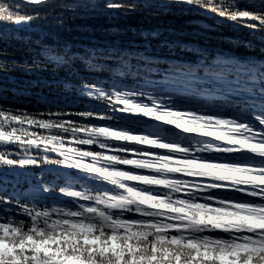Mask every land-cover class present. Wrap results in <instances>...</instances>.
I'll return each mask as SVG.
<instances>
[{"label":"trees","instance_id":"1","mask_svg":"<svg viewBox=\"0 0 264 264\" xmlns=\"http://www.w3.org/2000/svg\"><path fill=\"white\" fill-rule=\"evenodd\" d=\"M65 2L29 5L0 0V8L7 10L5 16L38 17L19 25L0 21V51L7 49L28 60L25 66L23 60L13 65L0 58V89H7L4 94L22 92L26 97L23 105H5L17 109L13 115L21 119L0 128V132L16 130L12 142L17 148L4 150L36 164L24 168L0 164V178L18 179V189L25 193L32 191L35 182L47 184L54 196L60 187H68L71 177V191L81 190L85 196L114 204L120 201L131 212L141 205L146 213L158 210L166 216L168 228L184 227L174 221L189 217L201 223L238 226L239 230L264 228V207L232 199L219 200V206L209 203L218 197L246 199L240 192L218 191L229 186L220 181L230 182L231 187L264 185V168L255 167L260 160L251 155H264V114L247 111L250 106L246 104L251 103L248 88L253 83L259 88L260 81H252L255 73L239 63L264 62L259 36H250L246 28L235 31L230 22L217 26L211 13L198 8L183 16L179 12L164 15L155 8L141 9L143 0H114L122 8H105L106 0H96L100 7L95 10L91 0H83L89 7L82 9L88 17L82 19L64 11ZM133 6L136 11L130 10ZM204 24L216 30H206ZM112 27L119 31L112 32ZM154 32L159 35L153 36ZM246 40H252L253 46H245ZM91 47L133 55L146 51L159 58L156 69L151 70L159 75L145 78L150 89H140L142 81L135 75L129 77L127 96L108 89L95 94L94 101L78 99L80 89L62 83L76 68L70 72L55 58ZM217 56L236 63L219 64ZM76 67L85 75L79 63ZM109 75L87 78L107 82ZM194 93H207L209 99L202 103L201 96L192 97ZM50 99L61 101V108L48 106ZM74 99L75 105L69 109L67 104ZM41 112L48 115H38ZM151 125L155 131L149 129ZM73 168L92 174V179H78L82 174ZM100 180L107 183H96ZM176 191L182 195H173ZM160 192L167 194H157ZM197 196L205 197L204 201ZM161 230L166 229H155ZM225 253L247 254L252 259L264 253V243L235 244L219 253L222 264H250L225 260Z\"/></svg>","mask_w":264,"mask_h":264},{"label":"snow or ice","instance_id":"2","mask_svg":"<svg viewBox=\"0 0 264 264\" xmlns=\"http://www.w3.org/2000/svg\"><path fill=\"white\" fill-rule=\"evenodd\" d=\"M23 2L27 4L29 0ZM46 3L47 0H41L42 5ZM65 4L63 10L70 12L73 18H88L82 12L83 8L89 7L88 3L83 0H66ZM99 7L96 0H91L93 10ZM103 7L122 8L124 5L114 3V0H106ZM139 7L144 10L155 8L164 15L179 12L181 16L198 8L211 13L217 26L230 22L235 31L246 28L250 36L258 35L260 42L264 44V0H143ZM130 10L136 11V6ZM5 11L7 10L0 8V21L7 20L16 25L38 18L13 19L11 15L5 16ZM193 21L198 24L197 20ZM78 27L91 30L88 25ZM203 28L216 30L211 24H204ZM111 31L118 32L119 28L112 27ZM152 35L158 36L159 33L154 32ZM244 43L247 47L253 46L252 40ZM0 58L11 61L13 65H19L20 60H23L25 66L28 64L27 58L17 57L14 52L9 54L7 49L0 51ZM55 59L70 72L76 68L74 75L62 83L66 87L80 89L78 99L94 101L95 94L102 95L108 89L117 95L127 96L130 90L125 82L129 77L135 75L142 81L138 86L140 89H150L145 78L152 79L159 75L151 71L156 69L154 65L159 58L147 54L146 51L133 55L130 52L118 53L114 48L91 47L86 48L83 53L57 56ZM215 61L219 64L236 63L219 56ZM77 63L83 67L85 75H81L76 67ZM239 63L246 65L250 73H255L251 76L252 81H260L259 88L255 83L248 88V101L251 103L246 102L250 106L247 111L264 114V62L258 64L252 60ZM141 72L143 75H140ZM103 73H110L107 82L87 78ZM121 89L125 91L121 92ZM4 93H7V89H0V117L7 119H0V128L9 127V121L21 119L13 115L17 109L5 105H23L26 100L22 92ZM147 96L150 102H154L151 92ZM193 96H201L199 101L202 103L209 99L207 93H194ZM178 98L181 97H176L177 100ZM75 100L72 104H67L66 101L64 103L71 109ZM215 101L212 100V103ZM47 105H55L56 110H59L61 101L50 99L47 100ZM71 114L70 112L69 115ZM38 115L46 116L48 113L41 112ZM15 133V129L11 133L0 132V164L19 168L36 166L32 160L20 159L17 152L4 150L17 148L18 145L12 142ZM251 155L259 157L260 160V164L254 166L264 168V155ZM71 170L82 174L78 168ZM78 179L91 180L92 174L83 173ZM96 183L107 182L100 180ZM219 183L229 186L218 191L240 192L246 199L218 197L209 203L219 206V200L232 199L236 203L264 207V185L245 184L231 187L228 181ZM72 184L73 179L69 177L68 187H60L59 192L53 196L47 184L35 182L31 185L32 191L25 193L18 189V179L9 181L6 177L0 178V264H222L219 258L221 249L230 250L233 245L242 243H264V228L239 230L238 226L201 223L192 217L174 221L184 227L168 228L164 223L166 216L159 214L158 210L149 209L148 214L141 210L144 208L141 205L136 212H131L123 204L110 203L98 196H85L81 190L71 191ZM253 192L259 195H253ZM172 194L182 195L178 191ZM196 199L203 202L205 197L197 196ZM157 228L166 230L155 231ZM247 259V254L241 256L242 262ZM252 264H264V253L253 255Z\"/></svg>","mask_w":264,"mask_h":264},{"label":"rangeland","instance_id":"3","mask_svg":"<svg viewBox=\"0 0 264 264\" xmlns=\"http://www.w3.org/2000/svg\"><path fill=\"white\" fill-rule=\"evenodd\" d=\"M30 2V1H29ZM31 3H33V2H31ZM149 129L151 130V131H155V126L154 125H151L150 127H149ZM235 253H225L224 254V258H225V260H231V259H235V260H237V261H241V256H239V255H234ZM247 262H249L250 264H252V259H247L246 260ZM242 262V261H241Z\"/></svg>","mask_w":264,"mask_h":264},{"label":"water","instance_id":"4","mask_svg":"<svg viewBox=\"0 0 264 264\" xmlns=\"http://www.w3.org/2000/svg\"><path fill=\"white\" fill-rule=\"evenodd\" d=\"M18 1H20L21 3L23 2V0H18ZM47 1H49V0H47ZM23 3H24V2H23ZM27 4H29V5H33V4H35V5H39V4H41V1L33 2V3L29 2V3H27ZM119 203H120V201H119L118 203H116V204H119Z\"/></svg>","mask_w":264,"mask_h":264}]
</instances>
